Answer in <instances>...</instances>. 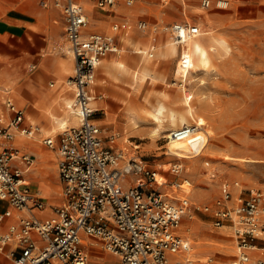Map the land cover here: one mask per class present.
Listing matches in <instances>:
<instances>
[{"label": "built area", "instance_id": "1", "mask_svg": "<svg viewBox=\"0 0 264 264\" xmlns=\"http://www.w3.org/2000/svg\"><path fill=\"white\" fill-rule=\"evenodd\" d=\"M90 1L115 10L122 3L132 6L138 0ZM169 1L158 0L163 5ZM52 4L64 16L67 52L75 60L69 84L74 87V107L80 119L58 138L44 139L47 146L57 149L63 202L53 206L47 218L36 215L47 207L46 198L31 188L26 173L35 157L21 151L16 138L32 137L39 127L26 124L25 110L9 90L0 92V199L10 206L0 214V252L6 251L14 264H90L83 247L87 240L116 256L121 264H183L178 254L188 248L182 234L184 221L206 212L215 216L214 227H228L235 236L232 264H264V189L239 190L238 183L225 181L222 193L211 204H197L182 187L191 184L188 180L168 183L164 174L165 180H158L157 172L141 160L127 158L117 144L119 133L104 137L93 120L96 110L89 86L100 62L119 50L115 34L132 29L130 22L113 24L109 34L88 32L90 21L78 0H52ZM201 4L227 9L231 0H201ZM136 27L147 32L149 25L139 20ZM167 29L179 45L201 33L198 25L188 22H176ZM173 136L200 139L195 125H184ZM182 170V164H171L172 172ZM174 187L182 189L181 196L175 195Z\"/></svg>", "mask_w": 264, "mask_h": 264}, {"label": "rangeland", "instance_id": "2", "mask_svg": "<svg viewBox=\"0 0 264 264\" xmlns=\"http://www.w3.org/2000/svg\"><path fill=\"white\" fill-rule=\"evenodd\" d=\"M136 6L138 7L130 10L133 14L139 10L136 18L128 21L133 27L131 31L151 35L152 39L167 34L169 39L174 41V35L167 29L168 26L176 22H188L200 27V38L207 39L213 36L228 45L214 50L211 63L205 68H194L187 81L182 80V64L179 57H173L164 62H157L159 59L157 58L150 64L163 79H150L139 87H136L133 80L131 82L133 89L136 87L133 95L138 102L137 110L141 113L143 108L149 106L148 102L154 106H166L178 113L184 112L186 96H193L191 102L195 106L197 120L191 118L189 124L197 125L200 117L207 120L205 128H201L204 148H200L196 141L184 140L180 143L184 147L182 151L185 149L184 152H168L166 146L170 140L162 137L170 133L168 118L165 119L167 123L164 122L162 138L153 141L148 134L155 124L152 120H142L143 118L139 116L141 119L139 128L143 133H132L130 130L125 132L120 128L121 114L117 112L113 113L114 116L118 115L117 118L114 117L110 124L100 126L104 137L112 132L119 133L117 144L124 148L126 154L129 153L141 160L150 170L164 174L168 183H183L184 180H188L191 184L183 185L189 187L190 198L197 204H211L222 193V183L225 181L238 183L239 190L264 189V0H231V5L227 9H220L215 5L203 8L201 0H170L166 5L159 3L158 0H145L137 2ZM159 9L161 13L158 12ZM205 14H209L211 18L207 19ZM139 20L148 22L147 32L137 29L136 23ZM111 24L112 22L108 23L109 29ZM93 26L91 21L89 27ZM30 28L35 31L42 30L38 26ZM47 43L48 40L40 39L31 32L12 38L0 31V84L12 86L15 95L14 92H11V95L16 97L18 103L15 82L23 83L28 75H31L29 69L43 55L67 52L65 31L52 46L48 47ZM152 47L156 46L152 43L147 48ZM48 58L52 63L55 60ZM69 64L73 75L71 61ZM7 66H12V69L6 68ZM45 70L56 76L60 84H66L67 77H70L68 74H61L58 67L52 64L46 65ZM33 80L31 76L26 80L27 89L24 93L28 101L25 106L34 98L32 89L39 94L35 85L36 80ZM46 82L48 85L55 84V80L50 77ZM40 103L39 108L43 109V104L41 101ZM124 116L129 119L127 114ZM72 125L75 124L70 123L68 126ZM62 131L48 136L55 137ZM172 163H181L183 170L180 173L172 172ZM191 166L193 168L189 169ZM56 179L55 183L60 186L58 177ZM129 180L130 178L124 180L125 185ZM133 181H136V178H133ZM164 189H169V186ZM175 189L176 187L175 195L181 196L182 189ZM60 192L61 186L58 193ZM214 220L215 216L212 213L197 212L193 221L185 219L184 228H196L197 241L208 236L218 238L221 236L220 228L214 227ZM185 237L188 240L186 235ZM187 247L182 252H190L189 244ZM2 254L6 255V251ZM190 254L196 261L183 264H232L235 251L232 255H227L217 248L216 250L200 248L191 251ZM111 257L107 255V258ZM202 259L208 261L201 262ZM90 264L121 263L115 258L99 261L92 256Z\"/></svg>", "mask_w": 264, "mask_h": 264}, {"label": "crops", "instance_id": "3", "mask_svg": "<svg viewBox=\"0 0 264 264\" xmlns=\"http://www.w3.org/2000/svg\"><path fill=\"white\" fill-rule=\"evenodd\" d=\"M40 1L41 0H0V31L3 32L4 35H9L12 38L15 36L19 37L25 35L28 32H31L38 36L40 39L48 40V47L52 46L53 42H55L61 36L62 32L65 31L64 16L62 12L52 4V0H43L41 4ZM78 1L83 6L89 21L91 20L94 25L93 27L88 28V32L108 34L109 31H112L113 24L134 20L139 10H137L135 14H133L130 10L132 8L138 7L136 6L137 2H143L145 0L137 1L132 6H127L126 4L122 3L115 10L99 8L90 0ZM110 22H112V24L111 28L109 29L108 23ZM30 26H38L42 30H31ZM131 30H133V27L127 32L120 31L115 34V41L119 50L117 52L109 53L103 60L111 63L116 60H123L128 66L130 65L129 68L141 69V67L144 66V58L141 54L135 52V50L133 49L135 47H129L126 38H129L130 36H132L133 41L136 45H139L141 47H149L153 43L156 46L157 50L165 52L167 51V48H165V46L163 45L170 40L167 34H163L159 38L154 37V39H152L151 35L148 36L145 34H140L139 31ZM155 42H157L158 45H156ZM150 50H152V48ZM59 54L60 53L43 55L38 60V62L33 65L35 67L32 70L29 69V73H31V75H28L29 77L26 76L28 77L26 80H28L30 76L36 80L35 85L39 91V99L43 104V109L38 108L34 104V98L30 99L28 105L23 107L26 116L25 122L26 124L37 125L39 127V131L32 137L18 135L16 138V143L19 146L20 150L25 153H30L35 157V162L26 173V178L30 182L31 188L34 191H40L46 198L47 207L45 208V210L36 212V215L41 218H47L51 216L53 214V206L61 204L63 202L62 182L60 180L58 172V165L56 166V162L58 163L57 149L50 148L44 143V139L48 137V134H56L59 130H57L55 133H52L54 123L44 109L50 106L58 115H63L60 106L62 103V97L71 96L74 98L75 95L74 89L70 91L69 86H67L66 84L58 83L57 77L47 73L45 70L46 65L50 66L52 64L57 68L65 60L69 62V59L71 58L74 73V57L68 53L60 55ZM48 57L55 58V60H53V63ZM58 57L59 59H57ZM173 57L174 56H162L158 59L157 62H164L172 59ZM11 67L12 66H7L6 68L12 69ZM96 74L98 77L97 80H95L91 84V86H89V93L93 96L92 103H94L95 107L93 106V104L92 106L96 110V114L94 115L93 120L101 127L106 126L111 123L114 117L117 118V114L115 116L113 115V113L117 112L121 114L119 117L121 120L119 122L121 129H124L125 132L130 130V132L132 133L141 134L142 130L140 128H133L135 127L133 125L134 122L132 121L134 114L133 111L137 110L138 108L137 99L133 94L136 87L143 86L144 83L150 79L144 81L143 83H135L136 87L133 89V87L131 86L132 77L128 73L123 74L120 79L116 80L111 75L105 73L102 66H98ZM49 77L55 80L54 85L47 84L46 79ZM25 81H23V83ZM23 83L20 84L23 85ZM129 86H131V88H129ZM130 89H132V91ZM4 97L5 95L3 94V98ZM11 97L13 98V100L15 99L14 95H11ZM14 101L19 107L21 106L16 99ZM125 114L128 115L129 119L124 116ZM135 117L139 122L141 121L140 117ZM21 136L26 137L27 139H32L33 142L23 140V142L26 143L21 144L19 143V137ZM57 177L61 186L60 193H58L60 186L58 185V183H55L57 182ZM9 207L10 206L8 202L0 199V214ZM14 219V217L10 218L8 220V223L14 221ZM182 234L184 235V231H182ZM85 243L86 244H84V249L90 256V263L92 256L98 258L99 261H106L112 258H115L117 259V261H119L117 257L109 254L100 246L91 244L90 241H88V243ZM108 254L112 256L110 259L107 258ZM10 263L14 264L12 259L0 252V264Z\"/></svg>", "mask_w": 264, "mask_h": 264}, {"label": "bare ground", "instance_id": "4", "mask_svg": "<svg viewBox=\"0 0 264 264\" xmlns=\"http://www.w3.org/2000/svg\"><path fill=\"white\" fill-rule=\"evenodd\" d=\"M159 13L160 9L158 10ZM168 15V13H166ZM205 17L207 19H210L211 16L209 14H205ZM111 31H109L110 33ZM213 32V31H212ZM108 33V34H109ZM213 35V34H212ZM201 33L196 36H191L187 37L185 39V43L183 45H179L175 39L170 40L164 44L165 48H167V51H159L157 50L156 47H152V50L150 48H142L139 45H136L135 42L133 41L132 36L129 38H126L127 43L130 48H133L135 52L140 53L143 58H144V66L141 67V69H131L129 66L126 64L125 61L123 60H116L113 63L111 62H106L105 60L101 61L100 64L98 65L99 67L102 66L104 69L105 73L108 75H111L115 79H119L123 74H130L133 80V83H143L144 81L151 79V80H158V79H163L160 77V75L157 73L156 70L152 69L150 67V64L155 61L157 58L160 57H166V56H174V57H179V60L182 64V80L187 81L189 75L192 73L194 68H205L207 67L212 60V52L214 50H217L218 47H227L226 42L218 39L216 37H209L207 39L200 38ZM70 54L69 52H65ZM71 61V58L69 59ZM139 68V67H138ZM58 70L60 71L61 74H68L71 76L72 73V68L65 60L59 67ZM126 76V75H124ZM33 78V77H32ZM97 74L94 78V81L97 80ZM34 79V78H33ZM63 80V79H59ZM35 81V79L33 80ZM93 81V82H94ZM66 84L69 86V90H73L74 87L69 84V78L66 79ZM15 85H17V92H18V99L19 103L23 106L26 105L28 99L25 97L24 90L27 89L26 86V81L23 83V85L20 84L19 81L15 82ZM5 87V88H3ZM10 85H0V92H6V90H10L11 92L13 91V88ZM3 88V89H2ZM32 94L34 95V104L39 108L41 105L39 94L37 95L36 90L32 89ZM53 92V91H51ZM15 95V92H14ZM193 96H186L184 100L185 104V110L184 112H176L173 109H169L166 106H154L153 103H149V106H146V108L142 109V112H139L138 110H134L133 114V119L132 121L135 124V127L133 128H139L140 124L139 121L136 119L135 116H140L143 119H150L152 120L155 124L151 128V130L148 132L149 136L153 139V141H158L160 138L164 137L169 139L170 141L168 142V145L166 148H168V152H175V153H180L184 152L183 146L180 144L182 141L187 140V139H175L173 136V132H175L178 127H182L184 125H190L189 124V119H196L197 117L195 115V109L191 102ZM16 99V97H15ZM74 98L73 97H62V103H61V109L63 112V115H58L50 106L46 107L44 110L47 112V115L53 120L54 123V128L52 129V133H55L57 130H64L70 123H74L75 125L79 123V116L77 109L74 107ZM94 106V103H92ZM95 107V106H94ZM132 114V113H131ZM130 114V115H131ZM168 118L170 122V129L168 130L170 133L167 135L163 134L162 136V129L164 128V122L165 119ZM199 123L195 126L198 127V134L200 136V139L197 140V145L200 146V148H204V138L202 135V129L205 128L207 125V120L203 117H200L198 119ZM34 122V121H32ZM191 122V120H190ZM167 123V122H165ZM168 126V125H167ZM167 128V127H166ZM176 128V129H175ZM174 129V130H173ZM162 136V137H161ZM127 137V136H126ZM128 138V137H127ZM126 138V139H127ZM19 143L24 144L26 142H23V140H28V142H33L32 139H27L26 137H19ZM20 145V144H19ZM38 153V151H37ZM40 155V154H39ZM127 158H135L129 153L126 154ZM49 158V157H48ZM46 159V158H44ZM136 159V158H135ZM44 162V161H43ZM181 164V163H180ZM193 167L191 166L189 169H192ZM156 176L158 180L162 181V174L161 173H156ZM182 187L185 190H188V186L182 185ZM176 190V189H175ZM190 191V189L188 190ZM191 192V191H190ZM193 221V220H192ZM185 224V223H184ZM183 224V228H184ZM197 227V226H196ZM185 229V228H184ZM184 231V234L188 237V240H186V246L189 244V249L191 251H195L197 249H215L216 248L224 254H233L235 251V236L228 230V227H224L220 229V234L218 238H214L212 236H208L206 238H202V240L197 241V231H195L196 228L191 229L186 228ZM198 229V228H197ZM213 232V229L211 233ZM87 242V241H86ZM88 243V242H87ZM86 244V243H85ZM84 247V246H83ZM91 247V246H90ZM190 252H180L178 254V257L184 261V263H190V262H195L196 260L193 258V255L190 254ZM88 253V252H87ZM89 255V254H88ZM90 258V256H89ZM178 258V259H179ZM98 259V258H96ZM208 259H202L201 262H207Z\"/></svg>", "mask_w": 264, "mask_h": 264}]
</instances>
